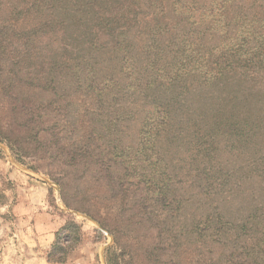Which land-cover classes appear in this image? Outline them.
I'll return each instance as SVG.
<instances>
[{
  "label": "trees",
  "instance_id": "16d2710c",
  "mask_svg": "<svg viewBox=\"0 0 264 264\" xmlns=\"http://www.w3.org/2000/svg\"><path fill=\"white\" fill-rule=\"evenodd\" d=\"M259 79L264 0H0V142L107 264H264Z\"/></svg>",
  "mask_w": 264,
  "mask_h": 264
},
{
  "label": "rangeland",
  "instance_id": "374dc122",
  "mask_svg": "<svg viewBox=\"0 0 264 264\" xmlns=\"http://www.w3.org/2000/svg\"><path fill=\"white\" fill-rule=\"evenodd\" d=\"M36 160L21 163L0 142V264H107L114 237L96 220L66 208L59 185L42 171L51 161L39 160L42 169L35 171L30 165ZM73 222L79 238L64 241L65 262L49 261L57 235H66L62 228Z\"/></svg>",
  "mask_w": 264,
  "mask_h": 264
}]
</instances>
